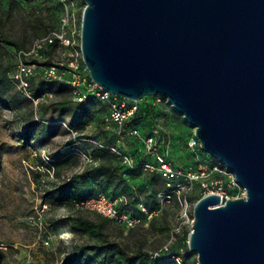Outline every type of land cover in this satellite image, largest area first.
Segmentation results:
<instances>
[{"label":"water","instance_id":"1","mask_svg":"<svg viewBox=\"0 0 264 264\" xmlns=\"http://www.w3.org/2000/svg\"><path fill=\"white\" fill-rule=\"evenodd\" d=\"M91 79L139 102L162 96L245 197L200 198L198 264H264V0H82Z\"/></svg>","mask_w":264,"mask_h":264},{"label":"rangeland","instance_id":"2","mask_svg":"<svg viewBox=\"0 0 264 264\" xmlns=\"http://www.w3.org/2000/svg\"><path fill=\"white\" fill-rule=\"evenodd\" d=\"M73 1L81 27L85 3ZM63 13L61 0H0V30L11 41L23 45L22 49H30L36 39L58 27ZM50 54L58 56V53ZM0 61L12 76L20 61V50L6 44L5 50L0 52ZM50 81L41 76L35 78L34 90L42 92L38 104L30 99L18 109L0 104V264H64L73 256L75 247L102 244L100 213L58 202L57 189L67 182H75L76 173L88 167L79 156V151L94 148L88 140L102 144L116 142L125 152L135 154L140 164L153 162L142 139L156 134L169 139V160L183 173V177L174 181L176 191L171 199L161 202L157 194L164 190L165 182L159 174L142 169L132 172L115 198H124L122 210L141 217L142 223L128 229L101 214L106 220L102 221L104 231L111 240L132 251L141 249L142 264H155L160 260L180 264L178 259L182 264H198V255L190 252L188 240L194 206L205 195L202 184L230 199L245 197V190L234 185L235 175L201 148L195 128L162 96L160 103L156 102L159 96L139 101L141 105L151 103L155 107V120L130 121L122 139L115 126L107 129L103 119L109 107L99 102L98 113L89 128L69 130L70 116L66 114V123L54 125L59 127L56 134L48 136L35 131L29 144H25L23 135L28 124L37 122L41 128L59 118L64 101H70L71 106L74 103L67 89L59 94L54 86L50 87ZM135 127L140 137L130 135ZM67 145L69 148L65 151L74 152L79 157L78 162L61 157V150ZM50 158H60L63 164L57 167ZM140 204L148 206L153 213L151 218L141 211ZM186 253L189 256L185 261ZM108 257L111 254L103 256L105 263L113 264Z\"/></svg>","mask_w":264,"mask_h":264},{"label":"built area","instance_id":"3","mask_svg":"<svg viewBox=\"0 0 264 264\" xmlns=\"http://www.w3.org/2000/svg\"><path fill=\"white\" fill-rule=\"evenodd\" d=\"M61 3L64 13L58 27L50 31L46 36L36 39L29 50L20 51V61L12 75L15 89L24 93L35 104H38L42 98L34 99L29 92L30 81L32 79L41 76L48 80L64 82L70 87L75 102L81 103L88 98H94L99 102L106 103L109 111L104 117V122L108 126H115L118 130V136L122 139L125 135L123 132L124 125L138 112L139 102L130 101L111 94L91 79L82 57L81 27L78 26V13L75 3L73 0H61ZM47 51L54 54L58 53L56 57L53 54L49 55V65L27 62V59H36L42 62L45 58L44 53ZM48 95L52 96L53 94ZM161 101L162 97L156 98V102L160 103ZM130 135L140 137L138 130L131 131ZM88 141L94 147L109 149L120 158L122 164L127 168H138L135 157L125 152L119 145L106 147L96 140L90 139ZM142 142L144 143L146 153L153 159V162L143 163L140 168L147 172L157 173L165 180L167 189L159 192L158 198L161 202L169 200L177 188L174 181L183 177L182 171L173 167L169 160V139L164 135L160 136V134H156L143 138ZM67 149L68 147L66 146L61 152H65ZM79 156L86 166H96L98 164L92 155V150L79 151ZM233 182L234 185H239L236 178H234ZM202 187L205 189V195L218 194L221 196L223 202L230 199L228 196L225 197L224 193L210 191L207 184H202ZM119 202H125V199L112 200L105 195H99L97 197H89L75 204L79 207L94 210L124 225L128 229L135 228L142 223L141 217L122 212L119 209ZM140 208L148 218L153 216V213L149 212L145 205L140 204ZM178 261L182 264L180 259Z\"/></svg>","mask_w":264,"mask_h":264},{"label":"trees","instance_id":"4","mask_svg":"<svg viewBox=\"0 0 264 264\" xmlns=\"http://www.w3.org/2000/svg\"><path fill=\"white\" fill-rule=\"evenodd\" d=\"M53 29L49 30L47 34ZM6 44L14 45L20 51L29 50L22 49L23 45L11 41L4 34V32L0 30V52L5 50ZM49 55L50 52H48V58L50 57ZM30 63L49 65L50 61L49 59H47L46 61L39 62L36 59H32ZM34 80L35 78L30 81L29 92L32 98L41 99L42 92H40L39 90H34ZM52 86L55 87L56 92L59 94H62L67 89L73 100L71 89L66 83L51 80L50 87ZM14 89L15 86L12 80V76L9 75V70L5 67L2 61H0V104L8 109L21 108L23 102L29 100V98L24 93L18 91L17 89H15L14 92ZM19 94H22L23 96L20 97ZM64 102L65 106L62 108V113L60 114L57 120L49 122L47 123V125H44L41 128H39L40 126L37 122L30 123L27 125L23 135L25 144H29V142L32 140V135L35 131H41L43 135L48 136L56 134L59 127H54V125L66 123V114H69L70 116L67 126L69 130L74 131L86 128L91 122L92 118L98 113L99 101L94 98H88L87 100L81 103L74 101L72 106L70 101L66 100ZM154 112L155 107L152 106L151 103H147L145 105L139 104L138 112L133 118H131L125 123L123 132L126 133L127 124L130 121H136L139 119H145L148 120V122L154 121ZM133 130L139 131L137 127L133 128L132 131ZM115 143L113 142L110 144L103 145H105L106 147H110L117 145ZM92 155L98 164L96 166L90 165L88 167H85L81 172L76 173L77 179L75 182H71L70 180L72 179L68 178L70 182L65 183L64 185L60 186L59 189H57L58 202L76 205V202L83 201L89 197H97L99 195H105L112 200L117 199V197L115 198V195L118 189L122 187L123 183L128 182L130 180L131 173L138 169H141L140 166L143 164H139L137 158L135 157V154H132L135 157L136 165L138 168L129 169L122 164V161L117 155L112 153L109 149L102 147L92 148ZM61 157H66L67 159L74 162H78L79 160V157L74 152L69 151L63 152V155ZM60 158H50V161L54 162L55 166L58 167L63 164L60 163ZM158 176L165 182V180L160 175ZM163 189H167L166 182L164 183ZM122 205L123 203L119 204V209L122 212H125L122 210ZM98 216L101 220L99 224V233L101 236L104 237L103 243L93 245L85 244L82 246L75 247L73 256L68 259L64 264H106L103 260V256H107L108 254H111V257L108 258H110L113 264H142V250L138 249L136 251H132L131 249H129L128 246L123 245L118 241L111 240L109 238L108 233L104 231V225L102 221L106 220L102 217L101 214ZM188 256V253L184 254L183 258L185 261ZM155 264H175V262L170 260H160Z\"/></svg>","mask_w":264,"mask_h":264},{"label":"crops","instance_id":"5","mask_svg":"<svg viewBox=\"0 0 264 264\" xmlns=\"http://www.w3.org/2000/svg\"><path fill=\"white\" fill-rule=\"evenodd\" d=\"M89 125H91V122L89 123ZM89 125H88L86 128H89V127H90ZM106 127H107V129H110V128H111V126H108V125H107ZM121 141H122V140H121ZM119 142H120V141H119Z\"/></svg>","mask_w":264,"mask_h":264}]
</instances>
